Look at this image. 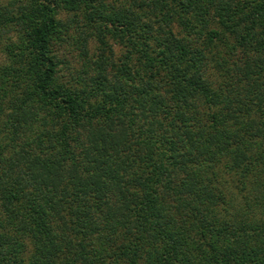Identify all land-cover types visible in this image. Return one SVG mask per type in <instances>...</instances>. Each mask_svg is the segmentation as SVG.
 Instances as JSON below:
<instances>
[{
	"label": "trees",
	"instance_id": "trees-1",
	"mask_svg": "<svg viewBox=\"0 0 264 264\" xmlns=\"http://www.w3.org/2000/svg\"><path fill=\"white\" fill-rule=\"evenodd\" d=\"M0 264H264V0H0Z\"/></svg>",
	"mask_w": 264,
	"mask_h": 264
},
{
	"label": "rangeland",
	"instance_id": "rangeland-1",
	"mask_svg": "<svg viewBox=\"0 0 264 264\" xmlns=\"http://www.w3.org/2000/svg\"><path fill=\"white\" fill-rule=\"evenodd\" d=\"M64 54H65L66 58H69V57H70V55H71L70 53H68V51H67V50H65V53H64ZM73 55H74V53H73Z\"/></svg>",
	"mask_w": 264,
	"mask_h": 264
}]
</instances>
